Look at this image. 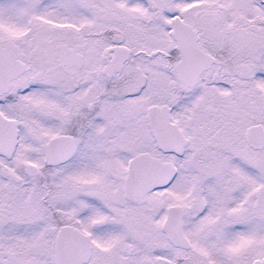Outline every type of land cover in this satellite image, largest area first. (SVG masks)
Returning <instances> with one entry per match:
<instances>
[{"label": "snow or ice", "instance_id": "obj_1", "mask_svg": "<svg viewBox=\"0 0 264 264\" xmlns=\"http://www.w3.org/2000/svg\"><path fill=\"white\" fill-rule=\"evenodd\" d=\"M0 264H264V0H0Z\"/></svg>", "mask_w": 264, "mask_h": 264}]
</instances>
